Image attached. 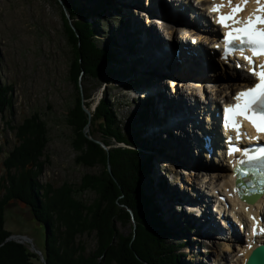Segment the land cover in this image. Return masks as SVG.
Here are the masks:
<instances>
[{
  "label": "rangeland",
  "instance_id": "rangeland-1",
  "mask_svg": "<svg viewBox=\"0 0 264 264\" xmlns=\"http://www.w3.org/2000/svg\"><path fill=\"white\" fill-rule=\"evenodd\" d=\"M61 1L64 5V0ZM119 1L120 0H67L68 4L76 6L84 16L89 15V17L84 20L94 27L98 46L100 48H108L114 54L112 62L106 73H104L103 78H92L86 76V74H80L78 84L79 89L81 88L80 92L82 91L84 96V102L87 108L93 112L95 110L94 106L100 102V99L108 96L116 108L117 117L126 138H129L128 140L131 139L132 143L135 138V146L137 150L141 152V160L146 162L148 159H151L148 165V175H150V172L153 170L154 172L155 170L157 171L153 173L150 178L147 175L143 179L142 183L145 184V186H143L142 189L147 199L150 197L152 198L155 191L159 192L160 190L161 192H166V196L164 194H157L155 200H157V203L161 207L166 226H171L168 222L172 219L175 222V226L179 229L175 234L171 233L170 230L167 231V243L173 245V248L179 245V241L185 243L192 242L194 245V248L189 249L186 247L177 252V254L180 255V263L230 264V254L228 256V253H226V248L229 244L226 240H222L226 239V235L227 237L229 235L227 232H224L225 230L223 227L219 229V234L214 237L199 238V234L195 233L192 226L190 227L191 221L188 217L190 219L194 218L191 216V210L188 209L189 212H186L184 206L182 207L181 203L179 205L177 201L179 199L172 200L171 198V195H177L178 198L181 197V202V199L185 198V196L180 195V189H178L179 187H177V185L181 183L186 184L188 180L186 173L189 174L193 171L198 174L201 170H195L189 167L188 169L181 164L177 166L174 157L168 156L171 149L168 148V144H170V142L172 145L174 144L175 133L173 132V135H168L170 133L168 130L164 132L162 130V127H165L167 121V112L160 113L159 111L158 113L160 117V120H158L163 124V126H159V128H161L159 135L157 132H154L156 130L154 128L157 123L156 121H151L149 124L150 126L143 129V119H146L145 123L148 122L145 106H141V103H139L141 102L140 100H138V103L132 102L130 99L131 96L123 92V86L126 84H129L130 87L140 84V82H131V79L125 78L131 72L127 71L123 73L122 70L126 64L124 63L122 65L121 60L117 58L118 54L123 56L121 50H129L134 44L131 51L132 54L129 56L125 55L124 58L126 63L130 61L133 62V65L137 69L135 73H133L134 77H142L145 81L148 80L153 85L152 88L154 87V90L160 86V82L164 83L166 86H163V89L166 91L167 95L170 96V87L168 88V85L172 83L169 81L171 78L164 80V82L155 75L145 77L140 74L143 72L152 74L151 72H153L151 59L144 54H139L141 49H144L139 48V46L140 42H145L147 39L154 38V36L151 34L139 36L140 42L133 40L136 37V28L140 29L139 26H152L151 20L153 18L154 21H157L155 16L151 14V10H154L156 7L154 5L151 9L146 0H125L126 2L140 5L141 10L135 11L134 8H122ZM152 1L153 0H151V2ZM132 20L135 22H132ZM134 24L136 28H133ZM165 24L169 23L167 22ZM170 26L172 30L177 33L175 36H178V29H180L181 25L172 21ZM153 28L158 29L156 26ZM158 31L159 39L163 45L161 48H170L169 42L171 41L167 40V37L164 35L167 34V32L163 31L161 28H159ZM200 48H204V43L201 44ZM158 55L159 54L156 56ZM74 58L73 49L68 43L64 33L62 10L56 3V0H0V86H9L12 89L11 107L6 106L4 111L0 112V186H3L2 178L8 177L6 176L7 170L4 168V161L17 144L15 136L17 132L12 130L11 126L16 128L22 125L24 120L30 119L32 116H37L40 121L44 122L46 130L47 143L43 149L42 155L39 157V162L42 163V171L39 177H37L41 184L50 183L55 188L67 185L76 189L81 184L82 178L85 175H98L102 172L103 168L99 165L87 167L80 164L77 160L79 154L73 146L75 132L69 125L68 115L69 110L73 109L75 106V98L77 96V86L71 78V66ZM130 68L132 69V67ZM211 71L212 70L208 69V71L205 70L203 72V74L205 73L204 75L207 76L206 79H201V77L197 75L199 74L198 71H196L195 74L199 77L197 79H187L185 82H181L183 86L181 84L179 88L185 87V90L190 93V96H196L197 94V99H200V94L203 92V89H206L205 87L212 86L213 89L215 88L216 82L209 78V75L212 74ZM179 93L182 92L179 90ZM134 94L140 97L136 92ZM211 99L212 97L209 98V100ZM157 102L158 97L155 98V103ZM172 102L176 103V101ZM187 117L186 115V118ZM180 123L182 122H178L180 127L178 128V133L181 130ZM158 125H160V123H158ZM150 128H154L152 134L148 133V131L151 130ZM88 130L91 132L92 138L107 143V148L110 150L113 148L125 147V145L117 141L103 138L96 122L92 123ZM185 130H183L182 139L186 138L187 128ZM178 133H176V135ZM148 135L154 140L156 148L161 151L153 152L147 149L145 137ZM169 136L171 141L168 138ZM139 137L140 141H137ZM199 137L201 139L200 141H202L200 145L204 147L206 136L204 141L203 136ZM182 139L178 142L179 144H182ZM150 143H152L151 140ZM187 149L189 152L188 154L192 155L190 152L191 148L188 147ZM180 151L183 152L182 149H180ZM198 154L202 159L203 156L200 153ZM179 167L181 168V172L178 169ZM168 168H172L173 173L179 178H173V173H171ZM220 171L222 172L221 174L227 173L226 169L220 168ZM213 172L214 170L207 171L210 177H212ZM217 174H219V172ZM158 176L161 178V181L157 180ZM200 176H203V174H200L197 180L196 178L193 180L195 183L193 187H191L193 190L188 191L190 194L193 191L195 197L196 195H202L201 193L206 191V185L203 186L205 188L203 191H199V187L202 186L203 182ZM214 177L216 176H213V178ZM173 179H175V182ZM210 180L212 181V179ZM149 181H151L152 184H150ZM2 190L3 191L0 192V197L4 194V189ZM190 194H188V196ZM159 195L160 198H158ZM96 197L97 195L92 191L79 193L77 195L78 199L87 204H91ZM153 202L155 203L154 200ZM120 207L126 211L130 209L122 203ZM206 208L208 212L215 210L212 209L211 205ZM217 224L220 226V223ZM3 225L4 230L8 232L10 236H24L30 238L35 248L24 241H13L24 245L30 252L37 256V259L33 260V264H45L36 253L35 249L44 253L46 230L43 225L39 224L34 219L29 208L17 202L5 206ZM136 225L137 222L132 220L124 224L119 222L116 223L119 232L126 237L134 232ZM179 232L182 233L181 236L176 237V234ZM186 234L192 237L186 238ZM77 241H80L86 246V254L92 253L97 247L95 233L90 235L85 234L77 239ZM6 242L10 241L6 240ZM191 250L195 251L193 253L195 254L194 257L190 255Z\"/></svg>",
  "mask_w": 264,
  "mask_h": 264
},
{
  "label": "trees",
  "instance_id": "trees-1",
  "mask_svg": "<svg viewBox=\"0 0 264 264\" xmlns=\"http://www.w3.org/2000/svg\"><path fill=\"white\" fill-rule=\"evenodd\" d=\"M64 2L74 26V30L68 26L65 31L75 56L71 78L77 86V96L68 115L69 125L75 132L73 146L79 154L80 164L103 166V171L98 175H85L76 189L67 185L55 188L50 183L41 184L37 177L42 171L39 157L47 143L44 122L32 116L16 128L11 126L17 132V144L4 161L8 177L2 178L3 186H0V192L4 189L0 197V264H33L37 259L24 245L6 242L10 234L4 230V208L16 202L29 208L34 219L46 230L45 264H182L177 252L190 243L179 241L174 248L167 243L169 227L150 209L151 201L142 189L151 159L141 160V152L135 149V138L133 143L126 138L108 96L103 97L95 108L92 123L98 124L103 138L118 141L126 147L107 152L85 134L88 115L83 108L78 79L81 73L103 78L114 54L110 49L98 46L94 27L84 20L89 16H84L67 0ZM11 100V87L0 86V112L6 106L11 107ZM108 165L112 174L107 170ZM88 191L97 195L91 204L77 198L79 193ZM118 202L130 208L138 223L128 237L116 226L117 222L124 224L130 217ZM92 233H95L97 247L86 254V246L77 239Z\"/></svg>",
  "mask_w": 264,
  "mask_h": 264
},
{
  "label": "bare ground",
  "instance_id": "bare-ground-1",
  "mask_svg": "<svg viewBox=\"0 0 264 264\" xmlns=\"http://www.w3.org/2000/svg\"><path fill=\"white\" fill-rule=\"evenodd\" d=\"M146 1L150 8L152 6L154 7L155 5L156 8L154 10H151V14L155 16L157 21H154L153 18L151 20L152 26H139L140 29L136 28V25L134 24L133 28H136L135 32L137 31V33L135 39L133 40L140 42L139 36L141 37L142 35L149 34L154 36V38L147 39L145 42H140L139 46V48H144L141 49L139 54H144L151 59V66L153 68V72H151L152 74H147L144 72L138 73L144 75L145 77L155 75L157 78L159 77L160 80L163 81L171 78L169 81L172 83L168 85V88L170 87V96H168L166 91L163 89V86H166L164 83L160 82V86H158L154 90V87L152 88L153 85L149 81L146 82L144 79H142V77H134L133 73H135L137 69L133 65V62L130 61L126 63V60L124 59L125 55L129 56L132 54L131 51L133 49L134 44L129 50L124 51V49L122 48L123 50H121V53L123 56L118 54L117 58L121 60L122 65L124 63L126 64L124 65V68L122 67V72H131V75L129 74V76L126 74L127 77L125 78L131 79V82H140L141 84L138 87L134 86V88L129 87V84H126L123 86V92H125L126 95L131 96L130 99L132 102L138 103V100L141 99V102L139 103H141V106H145L146 118L148 119V122L145 123V120L143 121V129L146 127L148 128L150 126L149 124L151 123V121L157 122L154 126L156 130L154 131V128H150L151 130H149L148 133L152 134V132L154 131L155 133L157 132L158 135L160 134L161 128H159V126H163V124L161 123V121H159L160 117L158 116V113L159 111L160 113L167 112V121L165 127H162V130L163 132L165 130H168V132H170L168 135H173V132L175 133L174 144L172 145L171 142V145L168 144V148H171L168 153V156L172 158L174 157V161L177 166H179L178 164H181L182 166H185V168L189 167L195 170H201V172H198V174L197 172L193 171L189 174L186 173V177L188 178L186 184L181 183L177 185V187H179L178 189H180V195L185 196V198H182V201L180 202L181 197L178 198L177 195H171L172 200L179 199L177 200L179 202V205L181 203V206H184L186 212L188 211V209L191 210V216H193L194 218L190 219L188 217L192 224H190V227L192 226L195 230V233L199 234V238L204 239L206 237H214L215 235L219 234V229L223 227V229L225 230L224 232H227V234L229 235L227 237L228 239L226 238L222 240H226V242L229 244L227 245L226 253H228V256L230 254V264H246L250 258V255L256 248H258L259 246L264 247V232L257 230V236H255L253 232L254 228L264 229V196L259 199L255 204H247L241 201L236 188L237 176L234 172L236 167L239 166L241 159L237 156L234 157L233 155H224L221 150H218L220 145L218 143V140H216L214 144H211L214 148V151L212 150L211 152H214V154L213 156H209V152L200 145L202 141H200L201 139L199 136H201L200 134H208V131L210 130L212 131L213 135L218 139L220 133L219 129H221V125H219L215 119L217 109L216 107H219L221 103L223 105L224 103H229L230 101H232L234 95L237 92L252 87L254 85L253 78L251 75H249V72L247 71L248 66L244 63V60L240 62L243 67L241 68L236 66L240 63H225L223 60L224 55L222 52L218 55L219 58H217L216 54L220 52L221 48L217 40H210L209 38L200 34H191L192 32H197H195V30L191 29L190 27L198 26L200 20L197 21V19L192 16L193 21H197L196 24L192 20H190L191 18L189 19L187 17V15L183 11V9H187V4L178 3L182 0H153L152 2L151 0ZM219 2L220 0H216V3ZM210 3L213 4V0H198V3H192V8L197 9V7H200V4L205 5ZM119 4L122 8H134L135 11L141 10L140 5L129 3L125 0H120ZM255 6L256 3L254 2V0H249L247 11L249 13L252 12ZM229 7L230 6L225 2L223 9L227 10ZM178 9H180V11H182L184 15L178 12ZM211 18H213V20L215 19V17L213 16ZM206 19L210 20L209 16L206 17ZM172 21L176 24H180L183 30L179 32L178 36H176V40H174V44L169 46L170 48H161L163 45L159 39L158 30L159 28H161L163 31H166L167 34H164L167 37L166 39L170 41L173 40L172 37L174 36L175 31L172 30L170 26V23H172ZM132 22L135 21L132 20ZM167 22L169 24H165ZM205 24V29L208 28L214 36L219 35L217 33L216 27L212 23L207 24L205 22ZM155 26L158 29L153 28ZM177 40H182L183 44L177 43ZM202 43H204V48L207 50L203 51L202 49L193 47L194 45L199 46ZM217 45L219 46L217 47ZM208 47L210 50L214 49V52H208ZM157 54H159V57L156 56ZM130 67H132V69ZM208 69L212 70V74L209 75V78L216 82L215 88L213 89L212 86L205 87L206 89H203V92L200 94V99H197V94L196 96H190V93L185 90V87H182V90L179 88V85L182 84L183 86V83L181 82H185V80L187 79L193 80L197 79L199 76L201 77V79H206L207 76H205V73L203 74V72L205 70L208 71ZM196 71H198L199 74L197 75L199 76L195 74ZM179 90L182 93H179ZM133 92H136L137 95L140 97H137ZM157 97L158 102L155 103V98ZM211 97L212 99L209 100V98ZM172 101H176V103ZM186 115L188 116L187 118ZM178 122H182L180 123L181 130L179 131V133L178 128L180 127L178 125ZM158 123H160V125H158ZM186 128V138L182 139L183 130H185ZM176 133L178 134L176 135ZM150 137V135L145 137L147 149L153 152L161 151L156 148L154 140L152 139V137ZM168 138L171 141L170 136ZM180 139H182V144L178 143ZM150 140L153 144L150 143ZM245 142L247 144L251 143V141H249L248 139H245ZM188 147L191 148L190 152L192 155L188 154ZM180 149H182L183 152L180 151ZM198 153L203 156L202 159ZM220 168L226 169L227 173L221 174L222 172L220 171ZM168 169H170L171 173H173L172 168ZM178 169L181 172V168L179 167ZM209 170H214V172L212 173V177H210L207 173V171ZM156 171L157 170H155V172ZM155 172L154 170L150 172V175L148 177L150 178V176H152V174ZM218 172L219 174H217ZM200 174H203V176H200V178L203 179V182L201 186L202 188L199 187L200 190H198L203 191L205 189L203 186L206 185V192L201 193L202 195L199 196L196 195L195 197V193H193V191L191 194L188 193V191L193 190L191 188L193 187V184H195L193 180L195 178L197 180ZM213 176L216 177L213 178ZM172 177L176 178L177 175L173 173ZM210 179H212V181ZM157 180L161 181V178L158 176ZM174 180L175 179H173V181ZM147 183L146 185L148 186ZM149 183L152 184L151 181H149ZM157 194L165 195L166 192H161L159 190V192H154V196L151 195L152 198H149L151 199L150 209L154 211L158 219H161L163 223H166V221H164V216L161 211V207L157 203V200H155V196ZM188 194L190 195L188 196ZM158 198H160V195ZM153 200L156 204L153 202ZM208 204H211L212 209L214 207L216 209L212 210L211 212H208L206 208L208 207ZM215 213L219 215L226 213L227 215H221V218L218 220L216 219L217 216L215 215ZM253 216L256 218L255 221L250 218ZM168 223L171 224V226L169 227L170 232L173 234L177 233V230L179 229L177 226H175V222L171 219V221ZM217 223H220V226ZM181 234L182 233L179 232L178 234H176V237L181 236ZM189 237L191 238L192 236L186 234V238ZM189 243L190 244L188 248H194L193 243ZM194 252L195 251L192 250L190 251V255L193 257L195 256V254H193Z\"/></svg>",
  "mask_w": 264,
  "mask_h": 264
},
{
  "label": "snow or ice",
  "instance_id": "snow-or-ice-1",
  "mask_svg": "<svg viewBox=\"0 0 264 264\" xmlns=\"http://www.w3.org/2000/svg\"><path fill=\"white\" fill-rule=\"evenodd\" d=\"M225 2L230 6L228 13L223 12ZM249 0H220L216 3L213 0L212 7L208 8L209 14L215 13L214 23L228 31L222 33L223 42L225 44V52L228 55L239 52L242 59L248 62L247 71L256 78L258 82H254L252 87L237 92L234 99L238 102L235 105L226 106L224 108V117L226 128L235 131V139L239 141L244 133L241 132L242 125L237 122V117L243 116L250 121L258 133H264V65H257L254 57L264 56V0H254L259 5L256 9L258 14L250 15L246 20L239 18L240 13L244 11L242 5H246ZM240 25V26H237ZM219 45H217L218 47ZM251 55H246V52ZM241 67L240 64L236 65ZM230 145L228 152H243L247 157V161L243 163H251L257 160L264 161V145L257 149L250 147L240 148L233 143V137H228ZM255 221V217H250ZM264 232V229L254 228Z\"/></svg>",
  "mask_w": 264,
  "mask_h": 264
},
{
  "label": "water",
  "instance_id": "water-1",
  "mask_svg": "<svg viewBox=\"0 0 264 264\" xmlns=\"http://www.w3.org/2000/svg\"><path fill=\"white\" fill-rule=\"evenodd\" d=\"M56 3L60 6V8H61V10H62V19H63V27H64V33H65V35H66V37H67V40L69 39L68 38V35H67V33L65 32L66 31V28L69 26L71 29H73L74 30V26H73V20L71 19V16H70V14H69V12H68V10L65 8V6L63 5V3H62V1L61 0H56ZM68 43H69V40H68ZM71 46V45H70ZM81 89V88H80ZM81 98H82V103L84 104L83 105V108H84V110H85V112H86V114L88 115V124L86 125V128H85V134L91 139V140H93V141H95L96 143H98V144H100L101 145V147L105 150V151H109L110 149H108L107 148V143L105 144L104 142H101L100 140H97V139H94V138H92V135H91V132H89V127L92 125V119H93V113H94V111L93 112H91L88 108H87V106H86V104H85V102H84V96H83V94H82V91H81ZM99 104V103H98ZM98 104H96L95 106H94V108H96L97 107V105ZM102 168H103V166H101ZM107 170H108V172L110 173V174H112V171H111V167L108 165L107 166ZM103 171V170H102ZM120 200V199H119ZM120 202H118V206L120 207ZM121 208V207H120ZM121 209H123V208H121ZM128 209V208H127ZM128 213H129V215H130V217H129V219L126 221V222H129L130 220H132V221H136L135 220V215L133 214V212L130 210V209H128V211H127ZM125 222V223H126ZM137 222V221H136ZM118 223V222H117ZM119 223H121V224H123L122 222H119ZM138 224V223H137ZM13 240H20L21 242H27L28 244H31L32 245V247L33 248H35V246L33 245V242H32V240L30 239V238H28V237H24V236H10L8 239H7V241H13ZM35 251H36V253L41 257V259H42V261L45 263V258H44V255H43V253L40 251V250H38V249H35ZM247 264H264V247H260V248H258L257 250H255L253 253H252V255L250 256V258H249V260H248V262H247Z\"/></svg>",
  "mask_w": 264,
  "mask_h": 264
}]
</instances>
